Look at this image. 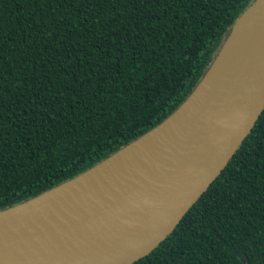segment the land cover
Listing matches in <instances>:
<instances>
[{"label": "trees", "instance_id": "1", "mask_svg": "<svg viewBox=\"0 0 264 264\" xmlns=\"http://www.w3.org/2000/svg\"><path fill=\"white\" fill-rule=\"evenodd\" d=\"M254 1L0 0V210L159 125ZM263 252L264 109L174 230L133 264H264Z\"/></svg>", "mask_w": 264, "mask_h": 264}, {"label": "water", "instance_id": "2", "mask_svg": "<svg viewBox=\"0 0 264 264\" xmlns=\"http://www.w3.org/2000/svg\"><path fill=\"white\" fill-rule=\"evenodd\" d=\"M227 47L219 72L182 136L183 143L176 148L174 140L158 141L160 144H155L151 150L172 147L175 152L172 164L165 166L157 179L155 175H145L135 169L134 160L127 163L125 169H134L137 176L127 181L122 177V169L111 171L96 188L78 197L84 201L81 202L85 206L83 210L74 203L61 205L62 210H52L46 223L61 225L65 222L67 230H60L63 241L45 229L37 232L31 228V239L14 224L8 225L14 234L0 226V264H133L166 239L221 173L264 109V0H255L241 14L202 80L159 125L76 177L0 210L3 214L27 205L147 139L181 110ZM114 190L118 194L112 193ZM92 202L100 205L102 211L94 208ZM67 208L77 214L65 216ZM113 220L119 223L113 224ZM80 222L89 227L78 232L76 227ZM100 226L105 228L97 229ZM261 257L264 258V252Z\"/></svg>", "mask_w": 264, "mask_h": 264}, {"label": "bare ground", "instance_id": "3", "mask_svg": "<svg viewBox=\"0 0 264 264\" xmlns=\"http://www.w3.org/2000/svg\"><path fill=\"white\" fill-rule=\"evenodd\" d=\"M228 48L229 47L225 49L221 59L213 68L206 80L194 92V94L181 108V110L147 139H144L136 146L134 145L129 149H126L112 160L100 165L88 174L83 175L78 179L53 190L52 192L37 198L27 205H24L13 211L0 214V226L8 228L9 224H14L20 232L25 233V236L31 239H33L30 234L31 228L36 229L37 232H41L42 229H45L47 232L55 236L57 240H60L61 237L63 241L62 232L60 230H67L68 227H66V224H64L65 222L61 225H55V223L51 221L46 223V219L50 216L52 210H62L61 205L65 206L72 203L83 210L85 206L81 202L84 201L80 200V198L78 199V197L83 196L84 193L86 195L87 192H90L96 188L98 183L102 181L103 178L111 171L122 169V177L127 181L128 179L137 176L134 169H132V171L125 169L126 164L131 163L134 160L133 164L136 166L135 169H138V171L145 175H155V178L157 179L159 174H161V172L164 170L165 166L172 164L171 158L173 157L172 155L174 150H172V147L169 149L167 147H164L163 149L160 148L158 151L151 150H154L153 147L155 144H160L159 142H165L168 140H174L176 148H178L180 144L183 143L182 136H184L186 130L190 127L195 112L202 105V101L209 91L208 87L215 79L216 74L219 72L218 69L221 66L223 58H225V55L228 52ZM142 155H144L143 159L141 158ZM112 193L118 194L115 190L112 191ZM88 201H90L89 198ZM91 204L97 210L99 209L102 211L100 205H98L96 202H92ZM67 209L68 212L65 213V216H73L77 214L72 212L70 208ZM134 210L136 209L134 208ZM65 218L69 219V217ZM73 221L76 222L79 220H75V218H73ZM112 222L113 224L119 223L118 220H113ZM87 225L88 224L80 222V224L76 227V230L78 232H82L83 230H86L87 227H89ZM104 226H100L97 229H104ZM8 232L10 234H14L10 229ZM88 235L91 236V232L90 234L88 233ZM15 236L18 240H20L17 234Z\"/></svg>", "mask_w": 264, "mask_h": 264}]
</instances>
